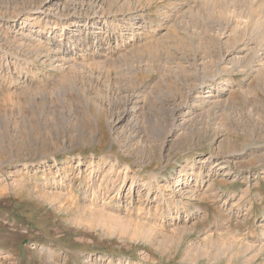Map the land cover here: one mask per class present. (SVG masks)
<instances>
[{"label":"rangeland","instance_id":"rangeland-1","mask_svg":"<svg viewBox=\"0 0 264 264\" xmlns=\"http://www.w3.org/2000/svg\"><path fill=\"white\" fill-rule=\"evenodd\" d=\"M0 264H264V0H0Z\"/></svg>","mask_w":264,"mask_h":264},{"label":"bare ground","instance_id":"bare-ground-1","mask_svg":"<svg viewBox=\"0 0 264 264\" xmlns=\"http://www.w3.org/2000/svg\"><path fill=\"white\" fill-rule=\"evenodd\" d=\"M93 32H94V31H93ZM143 36H144V35H143ZM40 43H41V42H40ZM260 196H261V195L259 194V195H258V197H256L255 199H258V198H260Z\"/></svg>","mask_w":264,"mask_h":264}]
</instances>
